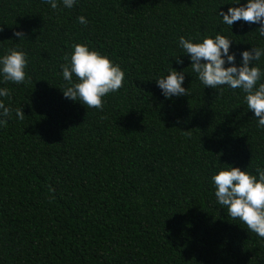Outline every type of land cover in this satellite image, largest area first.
I'll list each match as a JSON object with an SVG mask.
<instances>
[{
	"label": "trees",
	"instance_id": "obj_1",
	"mask_svg": "<svg viewBox=\"0 0 264 264\" xmlns=\"http://www.w3.org/2000/svg\"><path fill=\"white\" fill-rule=\"evenodd\" d=\"M246 3L0 0V57L25 52L30 78L0 73L12 109L0 116V264H264V238L228 216L211 180L231 166L258 178L264 128L242 89L203 85L179 44L223 35L240 66L264 48L260 25L230 27L219 13ZM77 43L125 72L103 110L63 94ZM253 63L264 72V56ZM175 70L190 94L166 98L156 80Z\"/></svg>",
	"mask_w": 264,
	"mask_h": 264
},
{
	"label": "clouds",
	"instance_id": "obj_2",
	"mask_svg": "<svg viewBox=\"0 0 264 264\" xmlns=\"http://www.w3.org/2000/svg\"><path fill=\"white\" fill-rule=\"evenodd\" d=\"M52 9L58 7L57 0H45ZM76 0H63L65 7L71 8ZM219 15L223 23L232 26L235 22L244 21L248 24H259V35L264 37V0H247L246 4L229 7L227 12ZM81 24L87 25L84 16L78 17ZM15 36L25 38L22 31H16ZM231 39L217 34L214 38L205 37L202 42H193L181 36L179 44L183 53L189 54L191 68L198 74L199 80L205 86L218 89L229 86L232 89H242L246 93L245 100L258 119L257 127L264 128V83H259L264 72L255 63L264 56V48L253 47L242 52V63L237 66L235 53H230ZM70 62L62 65L63 78L68 86L63 90L66 98L79 100L87 108L103 110V98L110 93L117 92L123 87L125 72L119 64L96 50H90L86 44L73 45ZM176 57L177 63H183ZM229 64L225 67L226 60ZM64 59L69 60L66 54ZM28 60L25 52L12 49L0 57V73L4 81L21 84L30 79L26 76L25 68ZM73 74L77 78L73 82ZM185 76L183 72L171 71L166 77L157 79V84L166 98L190 94L189 89L183 87ZM0 97L11 98L10 89L0 88ZM0 116L10 118L12 109L6 107L0 100ZM18 119L23 120L25 113L22 109L15 110ZM7 119H0V126H7ZM190 135V132H186ZM256 175L239 167L221 168L212 177L215 185V196L219 205L227 209L232 219H239L246 228L258 237L264 238V168H257Z\"/></svg>",
	"mask_w": 264,
	"mask_h": 264
}]
</instances>
